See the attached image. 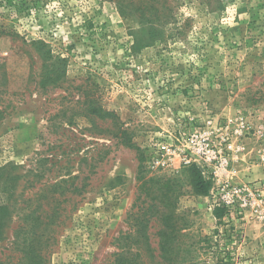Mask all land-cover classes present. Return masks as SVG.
I'll use <instances>...</instances> for the list:
<instances>
[{
  "label": "rangeland",
  "instance_id": "374dc122",
  "mask_svg": "<svg viewBox=\"0 0 264 264\" xmlns=\"http://www.w3.org/2000/svg\"><path fill=\"white\" fill-rule=\"evenodd\" d=\"M0 264H264V0H0Z\"/></svg>",
  "mask_w": 264,
  "mask_h": 264
},
{
  "label": "built area",
  "instance_id": "2783aa9c",
  "mask_svg": "<svg viewBox=\"0 0 264 264\" xmlns=\"http://www.w3.org/2000/svg\"><path fill=\"white\" fill-rule=\"evenodd\" d=\"M191 149H181L172 142L171 137L156 140L149 153L150 167L153 169H175L182 165L200 162L206 166H213L214 170L225 168L229 160L222 154L216 141L205 134L196 135L190 139Z\"/></svg>",
  "mask_w": 264,
  "mask_h": 264
},
{
  "label": "trees",
  "instance_id": "16d2710c",
  "mask_svg": "<svg viewBox=\"0 0 264 264\" xmlns=\"http://www.w3.org/2000/svg\"><path fill=\"white\" fill-rule=\"evenodd\" d=\"M191 170L193 171V175H192V181H193V184L197 190V192L199 193H206L209 191V189L211 188V183L210 182H207L203 179L202 175H201V171L196 167V166H191ZM142 173V170H141V165H139V171H138V180H141L143 178V176L141 175ZM215 215L217 216V218H222V216L224 215L223 212H224V209L223 208H216L215 209ZM163 218V216H161ZM135 220H138L137 217H135ZM143 221V219L141 220V222ZM159 247H160V250L161 252L162 251H165V247H166V244H163L161 241L159 243ZM34 250V247H32V251ZM123 262V259L119 260L118 259V262Z\"/></svg>",
  "mask_w": 264,
  "mask_h": 264
}]
</instances>
